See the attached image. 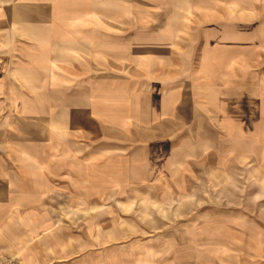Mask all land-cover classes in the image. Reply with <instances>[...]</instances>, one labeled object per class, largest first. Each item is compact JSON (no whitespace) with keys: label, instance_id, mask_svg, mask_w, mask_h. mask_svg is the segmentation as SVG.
I'll use <instances>...</instances> for the list:
<instances>
[{"label":"rangeland","instance_id":"1","mask_svg":"<svg viewBox=\"0 0 264 264\" xmlns=\"http://www.w3.org/2000/svg\"><path fill=\"white\" fill-rule=\"evenodd\" d=\"M184 1L207 3L154 13L182 73L137 67L91 122L60 112L68 156L33 214L0 221V264H264V0Z\"/></svg>","mask_w":264,"mask_h":264},{"label":"crops","instance_id":"2","mask_svg":"<svg viewBox=\"0 0 264 264\" xmlns=\"http://www.w3.org/2000/svg\"><path fill=\"white\" fill-rule=\"evenodd\" d=\"M204 3L193 9L184 0H0V221L25 219L51 193L50 173L59 154L68 156L56 130L63 109H73L67 117L83 125L106 107L96 102L116 106L107 92L139 91L137 67L163 81L180 74L169 51L154 45L171 43L173 24L154 13L205 10Z\"/></svg>","mask_w":264,"mask_h":264}]
</instances>
